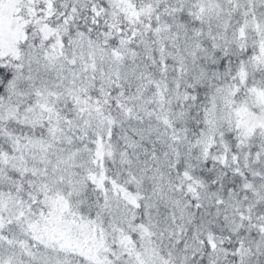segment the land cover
Returning <instances> with one entry per match:
<instances>
[{"label":"snow or ice","instance_id":"1","mask_svg":"<svg viewBox=\"0 0 264 264\" xmlns=\"http://www.w3.org/2000/svg\"><path fill=\"white\" fill-rule=\"evenodd\" d=\"M0 264H264V0H0Z\"/></svg>","mask_w":264,"mask_h":264}]
</instances>
